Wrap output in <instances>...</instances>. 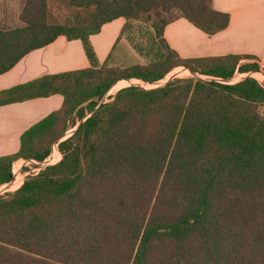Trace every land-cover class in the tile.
I'll list each match as a JSON object with an SVG mask.
<instances>
[{"label": "trees", "instance_id": "obj_1", "mask_svg": "<svg viewBox=\"0 0 264 264\" xmlns=\"http://www.w3.org/2000/svg\"><path fill=\"white\" fill-rule=\"evenodd\" d=\"M50 1L24 0L21 26L0 29V75L60 36L82 42L90 67L0 92V106L64 98L22 135L19 152L0 157V190L19 160L44 161L68 122L80 124L59 143L58 163L24 181L17 174V190L0 195V264H264V87L252 75L221 82L264 68L252 55L184 59L164 38L179 18L212 36L230 16L213 0H67L93 9L81 27L55 22ZM120 17L119 39L131 21L151 27L163 44L155 62H99L90 37ZM175 69L205 78L119 89Z\"/></svg>", "mask_w": 264, "mask_h": 264}, {"label": "crops", "instance_id": "obj_2", "mask_svg": "<svg viewBox=\"0 0 264 264\" xmlns=\"http://www.w3.org/2000/svg\"><path fill=\"white\" fill-rule=\"evenodd\" d=\"M14 2L21 9L22 0ZM213 5L217 11L230 16L225 30L209 36L185 18H179L169 23L164 31L170 47L184 59L252 55L264 68V0H213ZM126 22L120 17L106 23L98 34L90 37L101 64L114 49ZM89 67L82 42L60 36L50 45L32 51L10 71L0 75V92L45 75ZM63 102V96L56 94L0 106V157L19 152L22 135L51 113L59 111ZM66 138L63 137L58 144Z\"/></svg>", "mask_w": 264, "mask_h": 264}, {"label": "rangeland", "instance_id": "obj_3", "mask_svg": "<svg viewBox=\"0 0 264 264\" xmlns=\"http://www.w3.org/2000/svg\"><path fill=\"white\" fill-rule=\"evenodd\" d=\"M24 0H22V7L19 9V6L14 2V0H0V29H11L17 28L21 26L19 21V15L23 8ZM51 13L55 20V22L59 24L65 25H76V26H86L91 23L93 19V9H83L78 10L74 8H70L68 6L67 0H51L50 1ZM163 51V44L159 39L156 38L154 31L151 27L141 21H131L130 25L125 29L122 37L119 39L117 44L114 47V50L111 52V55L106 58L104 62H108L110 67H119V68H127L132 66H148L151 63L155 62V60L160 56ZM177 69H186L184 67H179ZM177 69L171 71L163 80L154 83L148 84L144 83L140 80H135V82L125 83L126 85H137L144 87L146 89H152L159 87L173 78H190V77H204L200 76L196 73H174ZM258 74H261L259 72ZM258 74L253 75L256 80L260 82L264 80V76L262 75V79L258 77ZM250 76L244 75V78ZM130 81V80H129ZM132 81V80H131ZM110 92V91H109ZM108 94L104 97L103 101H109V97L114 96L118 91H114L111 94ZM89 113H87V117H89ZM76 120V118H75ZM80 122H77L76 126H73L72 121H69L66 125V133L65 136L69 138L74 131L77 129ZM66 138V139H67ZM58 143L54 144L57 152L60 154V158L62 155L56 146ZM55 155L53 154L54 161ZM58 163V162H57ZM56 164V163H55ZM23 165V160L19 161V166L15 171L19 169V167ZM54 165V164H53ZM29 170V167H24L23 171ZM22 173L23 181L28 176H24ZM19 185V180L16 177L15 181L9 189L0 190V195L12 194L17 190V186ZM22 185V184H21ZM8 186V184L6 185Z\"/></svg>", "mask_w": 264, "mask_h": 264}, {"label": "built area", "instance_id": "obj_4", "mask_svg": "<svg viewBox=\"0 0 264 264\" xmlns=\"http://www.w3.org/2000/svg\"><path fill=\"white\" fill-rule=\"evenodd\" d=\"M249 74L250 73H245V74L239 73V74L234 75V77L231 80H229V81H221V82L227 83V84H235V83L241 81L242 79H244V75H249ZM250 75H252V76L254 75L255 76V74H250ZM258 82L264 87V80L261 81V82L258 80ZM56 146H58V144ZM56 150L57 149L55 147H53L50 156L47 159H45L44 161H42V162H39V161H36V160H23V165H21L17 171H14V166H13L14 180H15L17 174L22 175V173H24L23 174L24 176L34 175V174H37V173L41 172L46 167L57 163V162H53L52 161L53 154H54V152ZM24 167H29V170L23 171ZM14 180H13V182H14Z\"/></svg>", "mask_w": 264, "mask_h": 264}, {"label": "bare ground", "instance_id": "obj_5", "mask_svg": "<svg viewBox=\"0 0 264 264\" xmlns=\"http://www.w3.org/2000/svg\"><path fill=\"white\" fill-rule=\"evenodd\" d=\"M177 73H189V71H181V72H177ZM124 85V84H123ZM121 86L119 89H121V88H123V87H125V86ZM116 91H118V90H116ZM17 177V176H16ZM7 190V189H6Z\"/></svg>", "mask_w": 264, "mask_h": 264}, {"label": "water", "instance_id": "obj_6", "mask_svg": "<svg viewBox=\"0 0 264 264\" xmlns=\"http://www.w3.org/2000/svg\"><path fill=\"white\" fill-rule=\"evenodd\" d=\"M190 72H192L191 70H190ZM193 74H194V72H192ZM176 78V77H175ZM174 79V78H173ZM172 80V79H171ZM166 84V83H165ZM164 85V84H163ZM129 86H132V85H129ZM162 86V85H161ZM160 87V86H159ZM102 102H104V101H102Z\"/></svg>", "mask_w": 264, "mask_h": 264}]
</instances>
